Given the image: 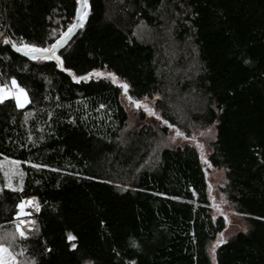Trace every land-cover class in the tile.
I'll return each instance as SVG.
<instances>
[{
	"label": "trees",
	"instance_id": "trees-1",
	"mask_svg": "<svg viewBox=\"0 0 264 264\" xmlns=\"http://www.w3.org/2000/svg\"><path fill=\"white\" fill-rule=\"evenodd\" d=\"M88 5L58 64L8 40L50 47L76 0H0V85L15 79L29 97L23 108L0 103V236L15 231L21 200L36 205L27 238L5 245L29 264H264V0ZM138 23L155 39L139 40ZM122 83L136 100L157 97L163 125L140 113L128 129ZM212 125L207 158L160 145L170 128ZM6 161L19 164L16 186ZM207 166L224 171L221 191L247 224L213 259L225 221L210 215Z\"/></svg>",
	"mask_w": 264,
	"mask_h": 264
},
{
	"label": "rangeland",
	"instance_id": "rangeland-1",
	"mask_svg": "<svg viewBox=\"0 0 264 264\" xmlns=\"http://www.w3.org/2000/svg\"><path fill=\"white\" fill-rule=\"evenodd\" d=\"M134 34L141 41L151 42L152 40L155 39L157 31L155 32L154 30H151L144 23H138L134 28ZM100 75H103V73H100ZM108 77L110 76L108 75ZM115 82L121 83L117 79H115ZM8 87L10 88L11 84ZM8 99H13L16 105V100L14 96H9L3 101ZM156 99L157 97L155 96L151 99L136 100L130 97L125 90L123 91L122 103L129 117L128 129L130 130L136 129L142 124L139 122V118H138L140 113H143L145 115L147 123H150L154 126L157 125L158 123L159 124L161 123L160 119H157L159 113L155 109ZM28 103H29V97L27 95V100L24 102L23 107L27 106ZM137 103L140 104V107L135 106ZM145 105L152 110L154 115H150L147 111L144 110ZM177 133H179V135ZM214 136H215V128L213 125L208 127L190 126L188 131L170 128L167 132V135L161 139L160 145L177 146L183 144H190L197 149V151L199 152L202 158H207V156H209V154L211 153V143L214 139ZM1 170L7 186H16L20 183L23 175L18 163L12 161H6L1 164ZM12 172H15L16 174L12 175ZM206 178H207V192L209 198L210 215L213 221L217 220L218 218H222L225 221V229L217 235L216 239L209 245L208 248L209 254L213 259L215 250L217 248L215 247V249L213 250V245H216L218 241L221 239L223 240V242H225L228 239H230L233 235H235L237 232L245 231L247 229V224L244 217L235 211L233 205L229 203V201L226 199V197L221 191L225 183L224 171L216 170L207 166ZM35 208L36 205L33 201L32 206L26 207L25 211L29 213V211L31 212L32 210H35ZM22 219L25 222L31 221V219L27 217H22ZM17 223H19V221H17ZM29 229H31V223H26L24 229L25 232L29 231ZM17 236L19 237V235ZM220 244L221 243H219L218 246ZM17 251L18 252H12V254L16 258V264H29L27 262V259L25 262L24 261L22 262V260H20L23 253L19 249H17ZM18 259L19 262H17Z\"/></svg>",
	"mask_w": 264,
	"mask_h": 264
},
{
	"label": "snow or ice",
	"instance_id": "snow-or-ice-1",
	"mask_svg": "<svg viewBox=\"0 0 264 264\" xmlns=\"http://www.w3.org/2000/svg\"><path fill=\"white\" fill-rule=\"evenodd\" d=\"M77 8H76V19L72 24L69 25L67 31L63 32L58 40L55 43L51 44L50 47L41 48L32 45L24 44L22 45L26 49V53L31 55L33 58H54L57 63H60V58L56 56V49L60 47L64 41L72 35L74 30L77 27H82V22L88 16V11L85 9H89L88 0H76ZM90 10V9H89ZM6 42V41H5ZM247 63V61H245ZM99 75V74H97ZM112 76L113 82L115 81V76L111 73L108 74ZM82 79V78H81ZM119 87L124 89L125 91L128 88L127 84H120ZM9 96H14L16 100V106L18 108L23 107L24 102L27 100V95L23 88H20L17 84L16 80L13 79L11 81V87L5 85H0V102H3L4 99L8 98ZM136 107H140V104L137 103ZM144 110L147 111L150 115H154L152 110L148 108L146 105L144 106ZM157 119H160L157 116ZM179 135V133H177ZM33 167H39V165H33ZM15 172H12V175H15ZM12 191H16L15 187L11 188ZM33 204V200H21L16 205V214L13 217L14 221H19V223L15 226V231L12 233L5 232L2 236H0V264H16V258L10 251V248L5 245V242H12L15 241L17 235L20 238H27L25 233V226L26 223H32L31 221L25 222L22 217L30 215V213L25 211L26 207H31ZM31 229H29L30 231ZM71 238V237H70ZM219 243H223V240H219L216 245H213V250L215 247H218ZM135 246V244H133Z\"/></svg>",
	"mask_w": 264,
	"mask_h": 264
},
{
	"label": "water",
	"instance_id": "water-1",
	"mask_svg": "<svg viewBox=\"0 0 264 264\" xmlns=\"http://www.w3.org/2000/svg\"><path fill=\"white\" fill-rule=\"evenodd\" d=\"M75 19H76V16H75ZM78 29H79V27H77L74 30V32L72 33V35L70 37H68L64 41V43L60 47H58L56 49V53H58L67 44V42L74 36V34L77 32ZM8 44L11 46V48H12L13 51H15L16 53H18L19 55H21L24 58H27V59H44V58H33L31 55H29V54L26 53V50L25 49L14 46L12 44V41L11 40H8Z\"/></svg>",
	"mask_w": 264,
	"mask_h": 264
}]
</instances>
